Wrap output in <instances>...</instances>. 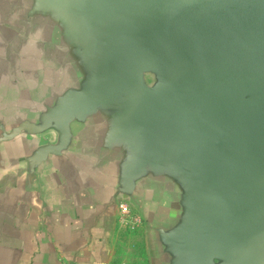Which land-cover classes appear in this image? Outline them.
Segmentation results:
<instances>
[{
	"label": "water",
	"instance_id": "1",
	"mask_svg": "<svg viewBox=\"0 0 264 264\" xmlns=\"http://www.w3.org/2000/svg\"><path fill=\"white\" fill-rule=\"evenodd\" d=\"M75 72L35 118L0 140L99 119L118 156L113 201L142 214L137 187L169 182L175 219L151 225L161 264H264V0H14ZM61 50V52L59 51Z\"/></svg>",
	"mask_w": 264,
	"mask_h": 264
},
{
	"label": "crops",
	"instance_id": "2",
	"mask_svg": "<svg viewBox=\"0 0 264 264\" xmlns=\"http://www.w3.org/2000/svg\"><path fill=\"white\" fill-rule=\"evenodd\" d=\"M61 52V50H59ZM76 75L46 34H28L14 0H0V136L20 120L35 118ZM102 124H75L61 155L34 169L32 155L56 142L49 132L0 140V264H112L123 226L113 201L118 156L105 152ZM150 264H161L151 225H169L178 193L169 182L144 179L137 187Z\"/></svg>",
	"mask_w": 264,
	"mask_h": 264
},
{
	"label": "rangeland",
	"instance_id": "3",
	"mask_svg": "<svg viewBox=\"0 0 264 264\" xmlns=\"http://www.w3.org/2000/svg\"><path fill=\"white\" fill-rule=\"evenodd\" d=\"M141 226L135 230L123 226L116 239L112 264H150L145 232L137 231Z\"/></svg>",
	"mask_w": 264,
	"mask_h": 264
},
{
	"label": "built area",
	"instance_id": "4",
	"mask_svg": "<svg viewBox=\"0 0 264 264\" xmlns=\"http://www.w3.org/2000/svg\"><path fill=\"white\" fill-rule=\"evenodd\" d=\"M118 222L132 230L144 223L143 214L127 199L120 198L118 204Z\"/></svg>",
	"mask_w": 264,
	"mask_h": 264
}]
</instances>
